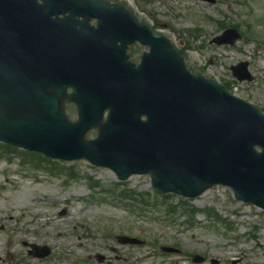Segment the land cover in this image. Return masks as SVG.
I'll use <instances>...</instances> for the list:
<instances>
[{"label":"water","instance_id":"1","mask_svg":"<svg viewBox=\"0 0 264 264\" xmlns=\"http://www.w3.org/2000/svg\"><path fill=\"white\" fill-rule=\"evenodd\" d=\"M41 1L0 0L1 142L51 159H86L119 180L150 174L162 193L194 198L227 186L237 200L264 209L258 108L190 75L162 36L144 28L143 40L113 16L83 11L79 0ZM89 16L98 19V30L88 27ZM133 37L151 45L138 67L125 63L124 45L116 47ZM239 38L226 30L213 42L232 45ZM246 68L231 70L251 81ZM64 102L76 105V122L68 120ZM92 128L97 137L85 140Z\"/></svg>","mask_w":264,"mask_h":264},{"label":"rangeland","instance_id":"2","mask_svg":"<svg viewBox=\"0 0 264 264\" xmlns=\"http://www.w3.org/2000/svg\"><path fill=\"white\" fill-rule=\"evenodd\" d=\"M126 1L135 11L142 7V17L152 13L167 25L162 32L192 74L264 112V0ZM225 29L241 39L211 44ZM240 62L248 64L252 82L233 78L229 68ZM66 111L76 119L74 108ZM20 202L27 206L10 219L9 209ZM121 236L138 245L120 244ZM24 242L50 254L33 258ZM95 255L108 264H264V209L237 201L228 187L185 199L156 192L148 175L119 182L84 160H47L0 143V264H98ZM195 256L204 261L194 263Z\"/></svg>","mask_w":264,"mask_h":264},{"label":"flooded vegetation","instance_id":"3","mask_svg":"<svg viewBox=\"0 0 264 264\" xmlns=\"http://www.w3.org/2000/svg\"><path fill=\"white\" fill-rule=\"evenodd\" d=\"M107 2V4L109 5L110 8H113L112 5H116V6H120V7H123L125 10H128L136 19L138 22H142V21H145L147 22L151 28L156 31V32H159L161 29L162 26H167V25H162L160 24L159 22H157L156 20V15L155 14H152V13H147V15H144V17H142V14H145V10L140 7L139 9H137L135 11V9L131 8V5L126 1V0H105ZM151 1L153 0H143L142 2L144 4H146L147 6L151 3ZM96 5H99L98 2H95ZM97 9H102V10H107L109 8L107 7H102V8H97ZM103 14H108V11H102ZM119 13V17L120 18H123V21L126 23L128 22L127 24L128 25H131L132 26V29L133 30H138L136 28L137 24L135 23V27L132 25V22H130L126 17H125V14L123 12H118ZM92 25H95V20H90L89 21ZM164 27V28H165ZM141 29V28H140ZM121 45H126L125 49H126V54H128V58L133 61V62H136L135 60L137 59V56L140 58L141 57V54L146 51V48L142 47L141 44H139L138 42L135 41L132 42L131 44H123V42L121 41H118L116 43V47H120ZM139 48V50H138ZM138 60V59H137ZM139 61V60H138ZM32 249L29 248L27 253L28 255L30 256L32 254ZM111 260H104L103 264H108Z\"/></svg>","mask_w":264,"mask_h":264},{"label":"bare ground","instance_id":"4","mask_svg":"<svg viewBox=\"0 0 264 264\" xmlns=\"http://www.w3.org/2000/svg\"><path fill=\"white\" fill-rule=\"evenodd\" d=\"M14 199L17 200V196H14ZM21 203L22 202L16 203V205L14 207H12L11 209H9V211L12 212L10 214V219H14V212H16L19 208H24V207L27 206L26 204H21ZM51 222H53V220Z\"/></svg>","mask_w":264,"mask_h":264}]
</instances>
